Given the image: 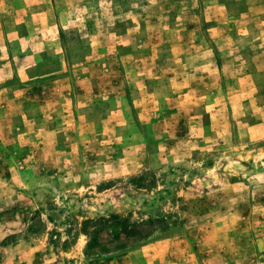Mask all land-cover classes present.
I'll use <instances>...</instances> for the list:
<instances>
[{"label":"rangeland","instance_id":"374dc122","mask_svg":"<svg viewBox=\"0 0 264 264\" xmlns=\"http://www.w3.org/2000/svg\"><path fill=\"white\" fill-rule=\"evenodd\" d=\"M0 264H264V0H0Z\"/></svg>","mask_w":264,"mask_h":264}]
</instances>
